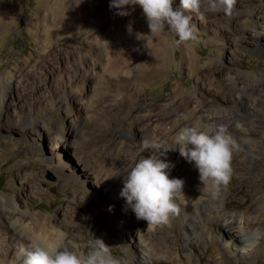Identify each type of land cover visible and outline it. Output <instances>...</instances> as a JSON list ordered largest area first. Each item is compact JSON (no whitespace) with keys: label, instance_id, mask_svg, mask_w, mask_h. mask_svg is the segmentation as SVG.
<instances>
[{"label":"rangeland","instance_id":"rangeland-1","mask_svg":"<svg viewBox=\"0 0 264 264\" xmlns=\"http://www.w3.org/2000/svg\"><path fill=\"white\" fill-rule=\"evenodd\" d=\"M107 3L109 0H0V199L14 197L18 213L25 210L51 219L55 229L66 234L65 247L77 254H86L96 238L102 239L119 264L127 254L122 249L127 241L138 247V238L133 237L135 220L123 204L104 192L103 181L121 190L122 174H117L152 153L153 142L174 148V137L182 128L211 132L225 126L237 141L227 210L244 211L262 199L264 51L257 50L252 26L256 18L264 19V0H235L233 16L237 12L246 15L228 20L230 26L218 23L223 19L219 13L206 12L203 19L192 14L197 40L178 42L165 30L158 35L166 52L162 60L147 53L150 41L142 27L124 30L113 22L101 35L109 42L107 54L126 46L130 51L118 58L145 66L139 70L140 79L121 90L113 89L109 78L114 76L107 74L105 82L107 59L116 57L106 54L99 60L98 54L104 52L93 34L106 19ZM109 12L115 13V9ZM143 18L138 6L131 20L140 25ZM152 42L155 44L154 39ZM260 48L264 49V42ZM202 58L225 70L198 69ZM158 63L157 75H145ZM234 84L243 89L241 96ZM183 99L194 100L190 109L181 106ZM197 105L203 110L192 114ZM166 125L184 126L168 138H159L154 128ZM64 130L68 146L57 147ZM81 139L90 150L86 157H79L76 150ZM162 158L174 161L178 149L168 150ZM100 161L103 164L98 167ZM194 171L183 179L184 191L189 194L199 182L198 171ZM9 207L6 201L0 202V241L4 240L0 264H23L20 250L35 239L22 222H16L20 215L14 217ZM254 213L264 218V211ZM121 223L127 227L124 234L116 231ZM147 226L141 230L151 243L153 256L165 254L160 264H194L185 249L198 264H231L226 253L215 263L213 247H206V238L199 233L186 238L185 226L178 220L155 225L151 232ZM37 233L47 235L43 230ZM139 254L137 250V258Z\"/></svg>","mask_w":264,"mask_h":264},{"label":"clouds","instance_id":"clouds-1","mask_svg":"<svg viewBox=\"0 0 264 264\" xmlns=\"http://www.w3.org/2000/svg\"><path fill=\"white\" fill-rule=\"evenodd\" d=\"M235 0H109V8L119 16L129 15V9L139 6L146 19L149 34L157 37L167 30L178 42L197 40L194 32L193 15L203 19L205 13L231 15ZM174 5H176L174 7ZM101 40V39H100ZM99 47L105 54L108 41L101 40ZM174 148H164L153 142L154 151L135 162L117 175L122 174L119 197L136 216L147 225L166 224L170 217L180 212L185 203V181L171 177L170 162L165 156L168 150H177L186 162L193 163L203 187L227 185L232 177V157L237 141L228 128L218 126L215 131H202L197 127L180 129L174 137ZM66 234L53 230L38 236L20 255L23 264H118L102 239L96 238L86 254H77L64 245ZM31 240V238H29Z\"/></svg>","mask_w":264,"mask_h":264},{"label":"bare ground","instance_id":"bare-ground-1","mask_svg":"<svg viewBox=\"0 0 264 264\" xmlns=\"http://www.w3.org/2000/svg\"><path fill=\"white\" fill-rule=\"evenodd\" d=\"M97 2H98V0H97ZM105 8H106V10L104 11V15H105L104 17L106 19H103L101 25L97 26V28L93 31V34L96 35V40L99 42V45L102 43L101 35L104 34L103 32H105L106 28L111 26V24L113 22L117 21L119 23V28H123L124 30L133 29V27H134V29L142 27L141 30L148 33L147 39L150 41L149 42L150 46L147 48V53L151 57H154L155 59H158V60L163 59V56L166 54V52H165L164 48H162V46H161L159 36L153 37L152 35L149 34V28H148L145 17L143 18L140 25L131 20V18H133L135 16V13H136V10L138 9V6H135L134 10L131 8L129 9V15H127L129 17L128 18L129 21L126 19L127 17H125V16H119V15H116L114 12H109L110 11L109 3H107L105 5ZM219 14H221L223 16V19H220L218 21V23L219 22L225 23V25L227 24L228 20H230L231 18L235 19V16H237V18L238 17L242 18L244 15H246V13H244V12H237L236 15L234 14V16H233V13L230 16L225 15L224 13H221V12ZM227 26H230V24H227ZM252 27H253L252 32H254L255 37H256L255 41L259 46L257 50L259 52H262V51H264V49H261L260 45L262 44V42H264V19L262 20L261 18H256V20L253 21ZM240 30H244V29L240 28ZM153 39L155 41V44H153V42L151 43V41H153ZM114 50H115V53H113V51H111L112 54L109 53V54H107V56H114L116 58L107 59V64L105 65V71L106 72L103 75L105 76V80H106L105 82L106 83L108 82L107 81L108 79H106L107 74L109 75V77L114 76L112 79L109 77H107V78H109L110 80H112L114 82L113 84H111L113 86V89L115 88V89L121 90V88L128 87L129 84L134 83L136 80H139L140 76H141L139 73L140 72L139 70L143 69L145 66L141 67L138 64H134L133 62H131L129 60H124L123 57L118 58L121 55L124 56L125 53L130 51L126 46L125 47L118 46V47L114 48ZM117 50H120V52L117 53ZM98 55H100L98 58L101 61L106 56L105 53H99ZM191 57L193 58V56H191ZM204 60L202 58V65L200 64L201 68H198V69H202V71H212L213 73L223 71L224 68L222 67V65L214 64L210 60H208V61L207 60L204 61ZM192 61H193V59H192ZM200 61H201V59H200ZM163 65H165V64H163ZM159 67H161L160 63H158V66L155 69H152V68H149L148 70L146 69L147 72L145 75H147L148 77L150 75H154V76L157 75L159 73L158 72ZM211 77H213V76H211ZM205 78H207V77H205ZM247 78H249V76ZM213 82H214V80H213ZM253 82L255 83V79H253ZM206 83H207V80H206ZM136 84L138 87V83H136ZM255 84H257V83H255ZM111 85L108 83L107 86L111 87ZM208 86H209V84H208ZM233 88L235 90H237V95L241 96L243 89L241 87H238L235 84H234ZM256 90H257V88H256ZM112 91H114V90H112ZM135 97H136V95H135ZM193 102H194V100H192V99H186V100L183 99L179 103L182 104L181 106L183 108H185V109L189 108L190 109L191 106H189V105H190V103L192 105ZM237 105H239V104H237ZM202 110H203V106L197 105V106L193 107L192 114L198 115ZM111 119H113V118L111 117ZM202 123H203V121H202ZM183 126L184 125H176V126L166 125L165 127L157 126L154 128V131L159 136V138L164 137V136L167 137L168 135L176 132L179 128H181ZM251 130H253V129H251ZM65 132H66L65 130L63 132H61V134H60L61 137L58 140L57 147L58 146L63 147L64 145L68 146V144H66V139L63 137V134ZM252 133H254V130ZM168 142H169V140H168ZM255 147H256V145H255ZM76 150L78 151L79 157L80 156L86 157L87 154L88 155L90 154V150H88V144H85L83 139L78 141V143L76 145ZM124 154H126V153H124ZM167 156H169V155H167ZM171 159L167 160L170 162V165H171V167L169 169L170 178L171 177H179V176L184 180H186V178H189L188 176H190L195 169L194 164L186 162V160L180 156L179 151H178V158L174 159V161ZM85 162H86V160H85ZM242 162H245V161H242ZM102 164H103V162L100 161L97 166L99 167ZM260 166H261V164H260ZM253 170L255 171V169H253ZM195 173H197V172H195ZM259 173H260V171H259ZM195 179H196V177H195ZM105 183H109V182H105ZM105 183L103 181V184H102V186L104 187L103 188L104 192L111 195V197H113L116 202H120L121 204H123V207L127 211L128 215L134 216V220H135L134 233H136L135 234L136 236L133 235V237L138 238V241H139L138 247L134 246L133 243H129L128 241L126 242V244L123 246L122 249L125 252H127V254H125L123 261H120L119 264H160L161 262L165 261V259L163 258V256L165 254L163 256L161 255L158 257L153 256L151 243L148 241V239H145V237H144V234L141 230V227L144 224H146L147 222L137 219L135 214L130 209L127 208V206L124 203V200L119 197L120 190L113 187V185H111V184L106 185ZM228 189H229L228 184L226 186L220 185L218 187H210V186L209 187H203V184L199 180L198 186L195 189H192L193 190V191H191L192 193L189 194V193L185 192L186 196L188 198L186 199L185 203L181 205L180 212L177 215L170 217L169 221L170 222H173V220L180 221L185 226V232H183V235H185V237L188 239H190L191 236L194 235L195 233H199L200 236H204L203 238H206L205 241H207L206 247L208 249L210 246L213 247L212 256L214 258L215 263H218L220 260H222L225 257L224 253H226V256L229 257V263H231V264L232 263L242 264L243 262H245L246 264H264V262H263L264 261L263 260L264 252L260 253V251H259V247H261L262 244L264 243V228H263L264 218L263 219L261 218L260 213H258V214L254 213V211H258V212L261 210L264 211V194L262 196V199L261 200L258 199V203L255 204L254 206L251 205L252 207H249L248 209H246L244 211L243 210H241V211L240 210H237V211L231 210L230 211V210L226 209ZM1 201L2 202L6 201V203H8V206H10L9 209H12L14 211L12 213L14 217L17 215H20L17 218L16 222H22V224H24V225H22L23 228L25 226L24 229H26V231L29 232L30 235H32V237L34 239H36L38 236H41L40 234L37 233V230H43L46 232V234H49L53 230H56L52 224V220L48 219L47 217H41L38 215L35 216V215L30 214V213L27 214L25 210L22 211L23 212L22 214L18 213L20 208H18L17 202L14 199V197L5 196V197H2L0 199V202ZM262 202H263V205H262L263 207L260 206V204H262ZM6 210H8V209H6ZM1 211H3V210H1ZM15 212H16V214H15ZM2 215L3 214L0 213V219L2 218ZM27 219H30L31 221L26 222ZM49 221H51V222H49ZM154 226L155 225H149L146 228H148L151 232L153 230ZM126 229H127V227L124 226L123 223H121L120 228H118L117 230L115 229V230L117 231L118 234H124ZM197 229L199 230L198 232H196ZM153 234L154 233L149 234V237L152 238L154 236ZM259 236H261V237H259ZM3 241H4L3 239L0 241V245H2L4 243ZM134 249H136V250L134 251ZM137 250L140 253L139 258H137L135 255V253H137ZM184 253L187 256V258L189 259V261L194 262V264L199 263V260L196 261L192 257V255L188 252L187 249L184 250ZM238 256H241L242 260L238 261L237 260ZM231 258H232L233 262L230 260Z\"/></svg>","mask_w":264,"mask_h":264}]
</instances>
